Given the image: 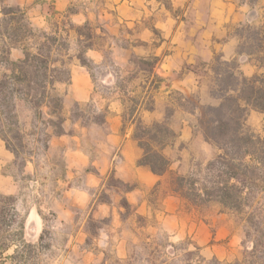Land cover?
Returning <instances> with one entry per match:
<instances>
[{
	"label": "crops",
	"instance_id": "1",
	"mask_svg": "<svg viewBox=\"0 0 264 264\" xmlns=\"http://www.w3.org/2000/svg\"><path fill=\"white\" fill-rule=\"evenodd\" d=\"M7 1L27 6L30 19L42 24L48 22L45 6H50L55 16L74 26H93L110 39V44L105 43L115 49L113 61L117 65L133 66L132 57L153 61L148 82L139 91L114 86L108 94L100 93L77 58L69 67L70 80L54 84V91L62 98L64 116L63 132L50 134L46 148L61 162L60 175L55 177L57 192L50 204L55 234L63 238L55 247V264H133L139 244L153 247L161 235L170 242L193 241L205 259L214 258L218 264L240 260L243 232L235 218L223 208L209 213L201 206L194 207L172 189L170 171L177 168L179 173L186 172L193 153L205 155L210 143L193 132L190 119L172 117L178 110L188 111L174 105L169 94H196L201 104L214 103L190 67L200 61L209 63L216 54L224 60L235 59L246 76L255 73L259 67L252 56L237 52L242 38L231 30L243 23L263 24L264 0ZM121 39L127 43L119 44ZM103 48V43H92L85 55L99 64ZM148 95L154 102L151 110L140 106ZM128 98H139L137 111L131 116L126 113ZM76 103L106 110L104 122L71 120L68 115ZM168 104L175 108L169 124L177 133L173 145L179 157L163 174H156L138 163L143 149L133 137L135 117L144 123L161 121ZM40 108L47 113L46 105ZM163 153L169 156L165 149ZM13 158L0 138V193L13 195L17 209L19 185L7 171ZM27 166L34 170L31 162ZM26 224L23 238L31 236Z\"/></svg>",
	"mask_w": 264,
	"mask_h": 264
},
{
	"label": "trees",
	"instance_id": "2",
	"mask_svg": "<svg viewBox=\"0 0 264 264\" xmlns=\"http://www.w3.org/2000/svg\"><path fill=\"white\" fill-rule=\"evenodd\" d=\"M82 28H88V24L77 27L78 31ZM236 29V34L243 39L237 52L252 56L259 69L263 70L246 76L235 59L224 60L220 54H216L208 65L214 85L210 87L209 94L217 101L215 104H201L197 96L193 101L192 95L185 96L179 91H173L179 100L178 106L197 113L203 138L217 146L218 152L206 163L202 175L176 173L171 178V184L175 193L195 206L217 202L223 209L242 214L246 227L245 237L251 241V248L245 251L243 258L237 260L236 264H264V209L254 205V192L251 189L259 176H264V135L251 129L245 122L250 110L264 112V23H243L236 26ZM37 30L20 6L6 5L0 0V64L4 68L0 74V138L14 156L17 154L16 148L6 133L12 134L18 141L21 139L19 133L15 132V129L18 130L16 99L32 103L31 92L37 88L36 106L39 108L44 104L50 108L52 102L62 114V98L54 91V84L70 80V70L63 69L65 61L51 58V52L64 48L65 44L60 43L55 35ZM36 32L41 33L44 39L39 40ZM78 33L81 35V32ZM86 37L91 38V34L87 33ZM91 46L92 43L82 45L76 55L79 63L88 71L92 61L87 58L85 51ZM18 47L22 49V57L12 59L11 51ZM60 73L65 74L64 78L59 76ZM130 100L132 104L126 113L131 116L137 111L139 98ZM79 106L76 103L74 108ZM140 106L151 110L154 106L152 95H148ZM174 109L173 106H167L161 121L144 123L135 117L133 137L143 149L138 163L147 165L156 174H163L170 164L163 149L173 143L177 136L169 124ZM105 113L106 110H99L82 123H103ZM63 120L60 117V122ZM62 132L63 128L60 127L55 134ZM239 177L242 179L238 180ZM3 200L9 201L14 209L15 198L0 193V231L2 225L10 227V224L4 222ZM18 229L17 247L8 256L9 259L15 257L19 247H36L23 238L22 223ZM11 242L15 241L10 239V235L0 234V252L8 249Z\"/></svg>",
	"mask_w": 264,
	"mask_h": 264
},
{
	"label": "rangeland",
	"instance_id": "3",
	"mask_svg": "<svg viewBox=\"0 0 264 264\" xmlns=\"http://www.w3.org/2000/svg\"><path fill=\"white\" fill-rule=\"evenodd\" d=\"M2 2L6 5L16 6V4H11L7 0H2ZM20 7L35 29L46 31L50 35H55L58 37L60 43L65 44V46L63 45L64 48L62 47L51 52V58L65 61L63 69H69L71 62L77 58L76 55L82 45L86 43L104 44V57L102 62L99 64L91 63L89 70L93 77L95 88L100 93L108 94V91L113 90L114 86L118 88L126 86L130 90L138 89V91L143 90L146 86L153 66L152 60L132 57L131 65L133 66L117 65L113 61V55L116 53L115 49L105 43L108 42L110 44V39H107V36L102 33L97 32L93 26L90 27L88 25V28H82L78 31V26L69 23L65 18L55 16L51 12L50 6H45V11L49 13L48 22L42 24L38 20L30 19V15L27 13V6L23 5ZM236 31V27H232L231 32L236 33ZM78 32H81L80 36ZM36 33L39 36V40L44 39L41 33ZM87 33L91 34V38L86 37ZM31 40L32 37L30 38ZM76 40L78 42L80 41L79 45ZM128 41L134 42V39ZM242 42L243 39L240 44ZM118 43L126 44L127 42L121 39ZM10 56L12 59L22 57L21 47L12 49ZM210 62L205 63L200 61L193 65V67H190L197 72L199 83L206 86L208 91L211 86L214 87L212 81L213 74L208 66ZM3 70L4 68L0 64V74ZM262 70V68L257 69V71ZM64 75L63 73L59 74L63 78ZM112 78L115 79L114 82H111ZM36 91L37 88L31 92L33 96L30 98L32 101L30 104L26 103L23 99H16L15 101V110L18 119V130L15 129V132L19 133L21 139L18 141L12 137V134L6 133L12 139L17 151L16 156L12 153L14 158L12 164L7 168V171L12 173L17 179L19 185V205L17 209L15 207L12 209L9 201L3 200L1 203L5 208L4 222L10 224V227L2 225L0 234L3 236L10 235V239H13L15 242H11L8 249L0 252V264H55L57 257L55 247L63 240V238L55 234L56 223L54 213L50 209L51 196L57 192L55 188V177L60 175L61 162L57 155L47 153V146L45 144H47L50 134H55L62 127L60 117L64 118V116L60 114L58 108L54 107L52 102L50 108L47 109V113H43L41 108H38L35 104ZM169 96L172 103L178 105L179 100L177 99V95L171 93ZM196 96V94H192L191 100L194 101ZM128 102L129 105L132 104L129 98ZM216 102L209 104H215ZM167 106L170 107L171 105L168 104ZM98 111L91 103L80 104L79 108L71 110L68 117L71 120H77L82 123L87 117L94 116ZM173 116H177L180 119H190L194 124L193 132L201 134L196 114L192 116L188 112L178 110L176 115L174 113ZM172 117L170 116L169 121ZM245 122L251 129L264 135V112H252L250 110ZM209 143L207 147L210 150H206L205 155L201 154L202 156L199 157L193 153V156L189 158L187 171L179 173L177 168L173 169L170 171L171 178L176 173L182 175L191 173L202 175L206 163L218 152L217 146L211 142ZM164 149L169 153L168 158L170 162L174 159L173 162L176 163L179 157V151L173 143L168 144ZM28 162L34 165L32 172L27 166ZM241 179V177L238 178V180ZM251 189L254 192L253 196L251 195L255 200L254 205H260L264 209V176L262 174L259 176L256 185L252 186ZM188 203L197 207L190 202ZM200 206L207 209L209 213L214 212L217 208H222L217 202H210ZM36 208L37 211L35 210ZM224 212L231 214L235 218L236 222L240 225L241 232H243V238L240 241V250L242 251L240 259H242L245 251L251 248V241L245 237L246 227L243 215L226 209H224ZM20 223L23 224V227L27 223L26 226H29L31 236L24 239L27 242L35 244L36 247H19L18 252L14 254L15 257L9 259L8 256L13 254L17 247L18 226ZM35 229L39 231L35 232ZM195 247V243L189 239L170 242L166 236L161 235L154 241L153 247L145 243L139 244L136 248L133 264H218V261L214 258L208 257L205 259ZM237 260L239 259L228 262L227 264H236Z\"/></svg>",
	"mask_w": 264,
	"mask_h": 264
}]
</instances>
